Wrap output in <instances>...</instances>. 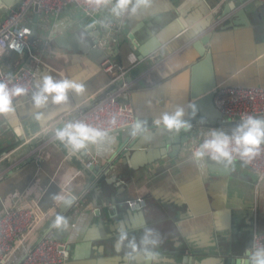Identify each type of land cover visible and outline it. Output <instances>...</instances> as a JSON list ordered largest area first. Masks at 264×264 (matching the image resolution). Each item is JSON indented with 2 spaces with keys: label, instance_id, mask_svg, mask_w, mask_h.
<instances>
[{
  "label": "crops",
  "instance_id": "0c3cea01",
  "mask_svg": "<svg viewBox=\"0 0 264 264\" xmlns=\"http://www.w3.org/2000/svg\"><path fill=\"white\" fill-rule=\"evenodd\" d=\"M20 2L0 0V25ZM173 20L180 29L160 45L153 35ZM24 23L36 25L29 43L42 61L8 52L0 57L3 71L11 75L27 62L36 71L34 90L50 75L81 82L85 91L69 92L67 103L49 100L42 108L33 107L31 92L14 101L15 113L0 116V151L8 149L0 157V216L15 201L34 199L44 217L5 264H18L50 230L67 246L62 264H224L227 258H246L254 222L264 231V179L257 183L238 161H195L184 152L202 120L189 136L186 130L157 127L154 120L177 106L188 117L191 67L205 51L211 54L216 87L264 86V0H148L147 7L129 10L115 60L127 66L134 49L156 48L128 70L129 89L122 97L147 132L132 137L127 127L110 133L111 143L75 154L61 142L38 147L62 126L61 116H76L77 109L114 89L112 76L101 67L104 53L93 46V28L73 6L58 15L31 10ZM178 143L179 152L171 156ZM144 151L154 152V159L141 165ZM93 167L99 168L97 174ZM61 195L73 202L65 206L54 199ZM139 197L144 208L126 207L127 200ZM57 215L66 218L67 228L52 227ZM120 227L137 243L145 229H152L158 241L149 245L152 259L140 253L128 260L127 247L117 243Z\"/></svg>",
  "mask_w": 264,
  "mask_h": 264
},
{
  "label": "built area",
  "instance_id": "2783aa9c",
  "mask_svg": "<svg viewBox=\"0 0 264 264\" xmlns=\"http://www.w3.org/2000/svg\"><path fill=\"white\" fill-rule=\"evenodd\" d=\"M115 2L116 0H21L0 25V57L12 52L21 58L26 56L35 63H40L42 56L35 54L30 48L31 28L24 23L29 11L36 10V13L58 15L67 6H73L87 18L89 25L92 26L93 46L104 53L101 67L104 72L112 76L110 82L114 89L103 92L88 108L77 109L76 116L68 119L67 115L61 116L59 121H64L61 127L69 121H84L97 127L110 129L112 133L130 127L136 121L131 104L122 97L129 89V83L126 81L128 70L146 57L139 59L134 52H130L127 55V66L115 60L120 53V41L128 12L115 15L112 11ZM35 79L36 71L27 62L11 75L4 72L0 65V81L8 82L10 86L22 85L29 90L28 94L34 91ZM25 96L15 98L14 101ZM213 103L221 114V122L241 121L247 115L264 118V86L219 85L216 87ZM206 123L202 121L197 125L198 134L191 137L184 152L192 155L193 150L207 138L210 132L208 128L219 129ZM56 129L51 131L50 137L38 149H42L51 142H59L55 139ZM220 129L228 132L224 128ZM34 155L39 160V154L36 151ZM232 161L246 165L256 176L257 183L264 179V146L259 154L250 160L236 157ZM87 166H90V163H87ZM126 203L134 211L146 206L144 198L141 197L129 199ZM43 218L34 199L23 204L15 201L6 208L0 216V264L6 263L27 234L32 231L33 226H38ZM258 247H264V231H260L254 222L250 253ZM66 252V244L57 241L53 230H50L41 236L18 264H62L66 258Z\"/></svg>",
  "mask_w": 264,
  "mask_h": 264
},
{
  "label": "clouds",
  "instance_id": "9594fccd",
  "mask_svg": "<svg viewBox=\"0 0 264 264\" xmlns=\"http://www.w3.org/2000/svg\"><path fill=\"white\" fill-rule=\"evenodd\" d=\"M148 0H116L112 11L115 15H121L126 11L135 13L140 7H147ZM28 89L22 85H9L8 82L0 81V116L13 114L16 112L15 98L28 94ZM85 91V85L69 78L55 79L50 75H44L36 82L35 90L31 93L33 107L42 108L49 100L53 104H65L69 100V92L77 95ZM185 110L177 106L172 112H165L154 120L157 127H163L167 131L179 133L187 130L191 124L184 119ZM41 114L36 113V119H40ZM130 135L137 137L147 132L145 122L136 120L131 124ZM110 129L94 126L84 121H69L55 131V139L64 144L73 154L80 151H87L89 145H99L104 142L111 143ZM264 146V118L247 115L231 131L226 132L222 129H212L207 138L199 144L192 152L195 161L209 158L213 161L231 162L234 158L250 160L259 154ZM57 202H62L65 206L70 205L72 198L66 196H54ZM52 227L63 229L68 227L65 217L57 215ZM125 242L126 245H125ZM119 246H126L128 251L125 253L128 260H133L137 254L143 253L146 259H152L153 253L149 245L155 246L158 241L154 237L152 229H145L144 235L139 243L136 238H129L128 232L119 228ZM242 264H264V247H258L250 253L247 261Z\"/></svg>",
  "mask_w": 264,
  "mask_h": 264
},
{
  "label": "water",
  "instance_id": "95a60500",
  "mask_svg": "<svg viewBox=\"0 0 264 264\" xmlns=\"http://www.w3.org/2000/svg\"><path fill=\"white\" fill-rule=\"evenodd\" d=\"M180 28L177 26V22L173 20L169 22V24H162L158 28V32L154 34L155 40L160 45L163 42H166L174 35L177 34V30ZM36 34V25L31 27V33L29 35V42L31 43ZM134 49V48H133ZM156 48L146 49L142 47L140 49V53L134 49L133 52L137 55L139 59L147 57L150 53H153ZM216 90V84L213 79L212 71H211V54L209 51H205L201 60L193 64L191 67V96L193 101L191 102V106L189 109L188 117L185 119L190 124L191 127L187 129L188 136L191 134L193 126L197 125L199 121H205L210 124L220 125L222 128L231 132L241 121L230 120L226 122H221V114L215 108L213 103V98ZM184 133V132H183ZM186 133V132H185ZM178 146L173 147V154H177L179 152V143ZM154 152L152 151H144L145 160L141 165H144L150 162L152 157L154 156ZM224 163H230L227 161H223ZM99 167V166H98ZM97 167L91 168V171L95 174L98 173ZM103 177L101 176L98 181H101ZM246 258H227L224 264H242V261H247L249 259L250 251L248 250L246 253Z\"/></svg>",
  "mask_w": 264,
  "mask_h": 264
},
{
  "label": "trees",
  "instance_id": "16d2710c",
  "mask_svg": "<svg viewBox=\"0 0 264 264\" xmlns=\"http://www.w3.org/2000/svg\"><path fill=\"white\" fill-rule=\"evenodd\" d=\"M211 125L214 126V127H216V128H219V129L222 128L220 125H217V124H211ZM7 151H8V149L7 150L0 151V157H2ZM126 207L128 208L127 203H126Z\"/></svg>",
  "mask_w": 264,
  "mask_h": 264
}]
</instances>
